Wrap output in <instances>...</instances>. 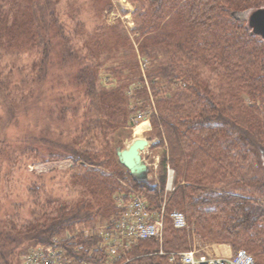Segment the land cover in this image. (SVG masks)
Wrapping results in <instances>:
<instances>
[{
  "label": "trees",
  "instance_id": "trees-1",
  "mask_svg": "<svg viewBox=\"0 0 264 264\" xmlns=\"http://www.w3.org/2000/svg\"><path fill=\"white\" fill-rule=\"evenodd\" d=\"M128 1L135 8L138 50L149 65L150 92L137 64L126 66L135 72L133 81L111 88L99 83L102 65L82 64L75 56L58 25L55 0H0V63L11 54L31 50L39 56L33 64L38 72L34 81L51 83L48 69L54 55L65 63L77 61L80 69L72 72V79L82 88L64 93L52 86L50 108L61 126L59 135L70 140L55 141L56 149L61 150L62 144L63 150L49 159L75 162L69 172L78 194L70 201L48 194L41 200L36 198L41 189L35 185L28 218L15 204L16 209L0 219V264H24L29 249L49 245L55 238L76 264H105L101 237L86 227L119 214L115 195L129 187L137 189L154 210L166 198V212L182 211L202 240L245 249L255 264H264L260 155L264 151V38L234 16L237 11L264 7V0ZM117 20L95 32L110 38V43L119 35L116 45L108 42V52L129 39ZM53 24L59 28L56 33ZM102 46L101 41L95 48ZM6 65H0L5 121L21 115L17 111L28 97L24 91L29 85L25 77L17 81ZM137 115H148L158 137L153 148L165 147L157 178L137 179L116 153L118 137L135 125L132 119ZM5 142H0L2 157L11 152ZM168 166L174 170V189L166 195ZM185 230L174 227L166 214L162 242L140 241L123 264H170L168 255L158 252L188 250L192 239Z\"/></svg>",
  "mask_w": 264,
  "mask_h": 264
},
{
  "label": "rangeland",
  "instance_id": "rangeland-1",
  "mask_svg": "<svg viewBox=\"0 0 264 264\" xmlns=\"http://www.w3.org/2000/svg\"><path fill=\"white\" fill-rule=\"evenodd\" d=\"M55 1L54 8L58 18V25H61L60 27L70 41L69 44L75 49V53L77 54L75 56L81 60L82 64L84 62L92 63L93 66L102 65L101 73H104L102 78H99V83L101 81V83L111 88L133 81L136 77L134 75L135 72L134 74L130 73L133 71L127 69L126 66L131 67L133 64H137L141 77L150 92L146 78L149 65L146 59H142L138 50V43L135 40L136 33L134 31L136 23L133 18L135 8L128 0ZM260 8L237 11L234 13V16L238 20L245 22V26L253 31L254 26L252 24L249 25L240 13ZM49 9H52L50 5ZM122 11L126 13L124 14ZM118 18L120 19L119 30L122 32L126 31L129 39L124 45H117L118 49H115V51L108 52L106 48L109 47L110 41L108 39L110 38L96 34L95 32L98 29H103L104 25L112 26L116 24ZM55 28L59 29L57 25L53 24L52 30L54 33H56ZM118 36L114 35L111 38V46L116 45L115 42L119 40ZM101 41L103 42L102 49H96L95 45ZM14 57H18L15 66L12 63L13 61L15 62ZM52 58L51 62L53 64L48 69L50 70L49 74L53 75L51 83L46 81L38 83L34 81V76L38 72L33 70V64L39 60V56L31 50L11 54L0 63L1 66H5L6 63L8 64L6 65V71L12 70L16 75L15 79L17 81L25 77L27 83H29L27 87L25 86L26 91H24L25 96L28 97L25 99V102L19 104L21 108L17 111V113L22 111L21 115L17 114V118L5 121L6 111L2 105L0 106V142L6 140L5 143L11 146V152L9 150L8 155H4L3 157L0 155V219L2 220L7 215H10L13 209H16L15 204L18 205V211L21 212L24 219L29 217L35 203V198L32 194L35 185L37 186L36 189H41L39 194L36 195V198L41 200H45L44 195L48 194L70 201L75 199L78 194L71 185L72 181L69 172L70 167L75 165V162L71 159L50 160L49 156L51 154L56 155L63 150L62 144L58 145L61 150L56 149L55 141L67 143L70 140V137L61 138L58 133L61 130V126L57 124V119H53L54 114L50 110L54 105L51 87L54 86L57 90H63L64 93L75 92L78 90V87L81 90L82 88L76 85L72 79V72L75 73L80 67L77 65V61L70 60L68 63H65L62 60L59 61L58 56L54 55ZM122 61L124 62L123 65L121 64ZM108 67L116 68L118 70L117 73L105 72ZM120 67L124 68L125 70L123 71L125 72L120 73ZM126 75L129 76L128 79ZM147 116L137 115L133 117L132 121L136 124L131 128H125V131L121 133L122 136L118 137L120 144L116 147V153L119 149L127 148L137 138L142 137L149 140L148 147L142 151V157L148 165V179H150L157 178L161 155L165 147L153 148V145L158 142V137L154 135L152 124ZM143 121H147L149 126L146 130L137 133L135 131L136 125ZM42 135L48 138L43 139ZM3 153L6 154L7 150H4ZM260 155L264 164V151H261ZM172 187L174 189L173 184ZM110 218L100 225H88L86 230L100 229L101 225H104ZM190 225L192 226L191 229L185 230L190 233L192 239L190 246L196 244L200 250H208L222 257L230 256L237 250L228 243L222 244L202 240L196 232L195 225ZM56 239L63 246L58 238L53 239V241ZM37 247H40V245L34 248ZM105 264H107V261Z\"/></svg>",
  "mask_w": 264,
  "mask_h": 264
},
{
  "label": "built area",
  "instance_id": "built-area-1",
  "mask_svg": "<svg viewBox=\"0 0 264 264\" xmlns=\"http://www.w3.org/2000/svg\"><path fill=\"white\" fill-rule=\"evenodd\" d=\"M174 171L168 167L166 191L173 189ZM120 212L97 233L102 237V247L107 256V264L126 262V256L140 241L155 239L162 242L164 217L167 214L174 227L191 229L186 216L179 210L166 213V200L158 210H152L147 200L135 189L116 195ZM159 254L168 255L170 264H255L254 257L245 249L234 251L230 256L222 257L212 252L200 250L194 244L191 248L178 252H166L161 249ZM24 264H76L66 256V251L56 239L47 246L32 248L23 258ZM91 264V263H84Z\"/></svg>",
  "mask_w": 264,
  "mask_h": 264
},
{
  "label": "water",
  "instance_id": "water-1",
  "mask_svg": "<svg viewBox=\"0 0 264 264\" xmlns=\"http://www.w3.org/2000/svg\"><path fill=\"white\" fill-rule=\"evenodd\" d=\"M253 33L264 38V8L255 9L252 18ZM149 140L137 138L125 149H119V161L139 180L148 179V165L142 159L141 152L148 147Z\"/></svg>",
  "mask_w": 264,
  "mask_h": 264
},
{
  "label": "bare ground",
  "instance_id": "bare-ground-1",
  "mask_svg": "<svg viewBox=\"0 0 264 264\" xmlns=\"http://www.w3.org/2000/svg\"><path fill=\"white\" fill-rule=\"evenodd\" d=\"M254 12L255 10H249V11H245V12H242L240 13L242 18L246 19L248 24H252V18H253V15H254ZM149 126V123L147 121H143L141 123H139L138 125H136V128H135V131L137 133H140L144 130H146Z\"/></svg>",
  "mask_w": 264,
  "mask_h": 264
}]
</instances>
